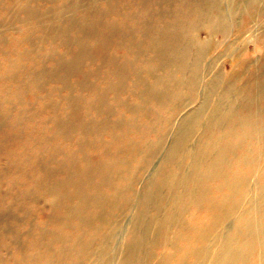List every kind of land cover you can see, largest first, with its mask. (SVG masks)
Listing matches in <instances>:
<instances>
[{
    "label": "bare ground",
    "instance_id": "1",
    "mask_svg": "<svg viewBox=\"0 0 264 264\" xmlns=\"http://www.w3.org/2000/svg\"><path fill=\"white\" fill-rule=\"evenodd\" d=\"M2 1L0 128L27 188L1 205L0 264H264V61L207 79L198 43L233 15L252 32L242 2L122 0L52 33Z\"/></svg>",
    "mask_w": 264,
    "mask_h": 264
},
{
    "label": "rangeland",
    "instance_id": "2",
    "mask_svg": "<svg viewBox=\"0 0 264 264\" xmlns=\"http://www.w3.org/2000/svg\"><path fill=\"white\" fill-rule=\"evenodd\" d=\"M241 2L244 7V13L249 16V19L250 17L253 18V20H249L248 23L249 29L253 28L252 32H248L245 35L236 33L234 31V28L232 27L234 26V22L237 20V17L233 15L234 21L227 22L226 25H224L225 30L215 33L211 38L212 43H210L207 39H200L198 42L200 47L203 46V48H205V60L204 64H202V72L207 70V79H213L214 77H219L221 75H228L229 73L234 71H240L243 66L252 61H255L258 65L262 60L264 61V39L259 38L260 31L264 29V0H261L259 4H254L251 0H226L227 6L232 9V11L233 8ZM123 3L124 2H122V0H59L58 3L50 2V0H32V6L36 10L35 16L37 17V19L42 20L46 17L52 19L50 22H48L47 25L49 26V32L52 33H55L52 28L53 25H55L57 23L56 21L61 19L63 15L68 11H78L81 14H84L88 11L109 12L113 4L122 5ZM1 4H3L2 0H0V5ZM3 15L0 14L1 21L4 19ZM69 15L70 14H68L67 17H69ZM23 17L24 14H20L18 17V21H14L10 26L3 29L4 31H2V33H5L7 36H9L8 39L11 40L18 36L17 32L20 30V27L23 28ZM87 18L89 19V17ZM2 28L4 27L2 26ZM0 47H3L2 43H0ZM196 50V47L192 49V53L194 55ZM201 61H203V59H201ZM186 111L187 110L183 111L180 115H178V117L175 118L173 124L175 128L180 125ZM114 119L115 118H113V120ZM10 128L11 126H9V128L7 127L6 129L0 128V211H2L3 206L1 205L4 203H6L7 206L13 207H17L18 205V207H21L20 205H24L20 202L23 198L20 197L19 194L21 193V191H25L27 188L23 183V180L17 178V174L14 175L12 173L13 158L11 154H9V152L16 151L17 148L11 147L12 143L7 142L6 138L10 133ZM171 130L172 128L167 134V137L169 139L172 137ZM68 145L70 147H74L75 140H69ZM56 160L62 161L63 155L60 154L59 156H56ZM144 182V180L140 181L136 185V189L141 190V188H143V186L145 185L143 184ZM39 197L40 198L37 201V206L43 207L44 210H46V208L49 207L47 206V201L43 196L39 195ZM41 215L42 214L39 211V216ZM10 255V246L4 245L3 242H0L1 258H4L6 261H8Z\"/></svg>",
    "mask_w": 264,
    "mask_h": 264
}]
</instances>
